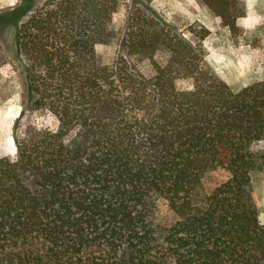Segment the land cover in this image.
I'll use <instances>...</instances> for the list:
<instances>
[{"label":"trees","instance_id":"trees-1","mask_svg":"<svg viewBox=\"0 0 264 264\" xmlns=\"http://www.w3.org/2000/svg\"><path fill=\"white\" fill-rule=\"evenodd\" d=\"M197 1L239 34L236 0ZM121 4L45 0L16 30L25 105L57 127L27 125L0 157V264H264L249 189L264 167V79L233 89L205 64L208 30H180L151 0L131 1L123 44L154 73L102 64Z\"/></svg>","mask_w":264,"mask_h":264},{"label":"rangeland","instance_id":"rangeland-1","mask_svg":"<svg viewBox=\"0 0 264 264\" xmlns=\"http://www.w3.org/2000/svg\"><path fill=\"white\" fill-rule=\"evenodd\" d=\"M45 0H0V157H14L15 137L22 136L27 125L57 127L56 118L43 108L30 109L26 104V61L19 51L15 34L20 23ZM132 0H122L114 13L116 36L108 44H97L96 52L102 64H114L125 58L146 75L154 69L148 60L137 62L127 53L123 44L127 26V14ZM240 16L237 18L239 34L234 36L221 24L209 8L197 0H151V5L165 22L189 33L200 32L204 27L208 35L202 40L205 64L220 75L233 89L264 79V0H236ZM24 7H26L25 10ZM169 57L166 51H158L155 60L164 64ZM190 79L178 80L181 88L191 86ZM227 177L218 169L206 173L203 186L206 191ZM251 195L264 224V167L252 172Z\"/></svg>","mask_w":264,"mask_h":264}]
</instances>
